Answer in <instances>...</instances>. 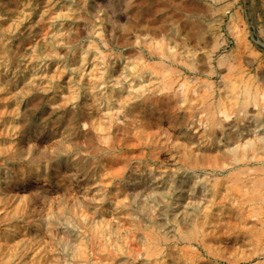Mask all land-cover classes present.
I'll use <instances>...</instances> for the list:
<instances>
[{
    "label": "rangeland",
    "instance_id": "rangeland-1",
    "mask_svg": "<svg viewBox=\"0 0 264 264\" xmlns=\"http://www.w3.org/2000/svg\"><path fill=\"white\" fill-rule=\"evenodd\" d=\"M23 1L0 0V264H264V0Z\"/></svg>",
    "mask_w": 264,
    "mask_h": 264
},
{
    "label": "bare ground",
    "instance_id": "bare-ground-1",
    "mask_svg": "<svg viewBox=\"0 0 264 264\" xmlns=\"http://www.w3.org/2000/svg\"><path fill=\"white\" fill-rule=\"evenodd\" d=\"M21 1L24 2L23 0H21ZM43 2H44V1H43ZM45 3H47V2L45 1ZM50 3H51V2H50ZM53 3H54V0H53ZM43 4H44V3H43ZM51 4H52V3H51ZM19 5H20V4H19ZM21 5H23V4H21ZM55 5H56V4H55ZM44 6H45V5H44ZM57 6H58V5H57ZM23 7H24V6H23ZM26 7H27V6H26ZM18 8H20V6H19ZM44 8H45V7H44ZM20 9H23V8H20ZM45 9H46V8H45ZM45 9H44V11L47 12V10H45ZM48 9H50V8L48 7ZM25 10H27V9H25ZM38 10H39V9H38ZM40 10H41V9H40ZM42 10H43V8H42ZM53 10H55V9H53ZM36 12H37V11H36ZM55 12H56V11H55ZM38 13H39V12H38ZM36 14H37V13H36ZM41 14H42V13H41ZM45 14H46V13H45ZM45 14H44V15H45ZM37 15H38V14H37ZM39 15H40V14H39ZM44 15H43V16H44ZM59 16H60V15H59ZM66 16H67V15H66ZM66 16H65V17H66ZM67 17H68V16H67ZM11 18H12V17H11ZM40 18H41V17H40ZM12 19H13V18H12ZM52 19H53V18H52ZM63 19H64V18H63ZM13 20H14V19H13ZM53 23H54V22H53ZM60 23H61V25H62V22H60ZM52 26H53V25H52ZM0 27H1V26H0ZM54 27H55V25H54ZM61 27H62V26H61ZM56 29H57V28H56ZM59 29H60V28H59ZM59 29H57V30L59 31ZM61 29H62V28H61ZM52 30H53V28H52ZM56 32H57V31H56ZM171 32H172V30H171ZM174 32H175V31H174ZM174 32H172V34H173ZM170 34H171V33H170ZM2 36H3V35H2ZM177 36H178V35H177ZM4 37H6V36H4ZM167 37H168V36H167ZM170 37H171V36H170ZM165 38H166V37H165ZM48 39H49V38H48ZM147 39H148V38H147ZM0 40H1V39H0ZM155 40H156V39H155ZM168 40H169V37H168ZM146 41H147V40H146ZM179 41H180V40H179ZM181 41L183 42V40H181ZM41 42H44V41H41ZM156 42H157V41H156ZM164 42H165V39H164ZM168 42H169V44H171L170 41H168ZM171 42H172V41H171ZM176 42H177V41H176ZM182 42H181V43H182ZM45 43H46V45H47L48 42L46 41ZM140 43H141V41H140ZM143 43H144V42H143ZM178 43H180V42H178ZM185 43H186V41H185ZM156 44H157V43H156ZM32 45H34V44H32ZM42 45H43V44H42ZM154 45H155V44H154ZM164 45H165V44H164ZM179 45H180V44H179ZM179 45H178V46H179ZM39 46H40V45H39ZM159 46H160V45H159ZM169 46H170V45H169ZM185 46H186V45H185ZM146 47H147V46H146ZM179 47H180V46H179ZM2 48H3V47H2ZM144 48H145V47H144ZM148 48H149V47H148ZM150 48H151V47H150ZM150 48H149V49H150ZM171 48H172V47H171ZM186 48H187V47H186ZM186 48H185V49H186ZM34 49H35V48H34ZM152 49H153V45H152ZM167 49H168V48H167ZM172 49H173V48H172ZM192 49H193V48H192ZM27 50H29V49H27ZM31 50H32V48H31ZM146 50H147V49H146ZM154 50H155V49H154ZM165 50H166V49H165ZM168 50H170V49H168ZM173 50H174V49H173ZM175 50H176V49H175ZM180 50H181V48H180ZM187 50H188V49H186V51H187ZM193 50H194V49H193ZM195 50H196V49H195ZM195 50H194V51H195ZM32 51H33V50H32ZM32 51H31V52H32ZM151 51H152V50H151ZM158 51H160V50H158ZM162 51H163V50H162ZM0 52H1V51H0ZM29 52H30V51H29ZM142 52H143V51H142ZM144 52H145V51H144ZM94 53H95V52H94ZM138 53H139V52H138ZM150 53H151V52H150ZM157 53H158V52H157ZM172 53H174V51H173ZM189 53H190V52H189ZM195 53H196V52H195ZM24 54H25V53H24ZM87 54H88V53H87ZM87 54H85V55H87ZM89 54H90V52H89ZM136 54H137V53H136ZM159 54H160V52H159ZM192 54H193V53H192ZM192 54H191V55H192ZM28 55H29V54H28ZM30 55H31V54H30ZM137 55H138V54H137ZM147 55H148V54H147ZM183 55H185V54H183ZM183 55H182V56H183ZM189 55H190V54H189ZM189 55H188V56H189ZM135 56H136V55H135ZM135 56H134V57H135ZM153 56H154V55H153ZM165 56H166V53H165ZM169 56H170V55H169ZM169 56L167 55V57H169ZM179 56H180V55H179ZM193 56H194V54H193ZM196 56H197V55H196ZM196 56H195V57H196ZM206 56H207V55H206ZM211 56H212V55H211ZM211 56H209V57L211 58ZM75 57H76V56H75ZM140 57H141V56H140ZM195 57H193V60H194ZM31 58H32V57H31ZM81 58H82V57H81ZM83 58H84V57H83ZM83 58H82V59H83ZM136 58H137V57H136ZM142 58H143V57H142ZM191 58H192V56H191ZM204 58H207V59H208V56H207V57H204ZM210 58H209V59H210ZM212 58H214V56H213ZM74 59H75V58H74ZM74 59H73V61L76 60V59H75V60H74ZM128 59H129V58H128ZM166 59H167V58H166ZM173 59H174V58H173ZM181 59H182V58H181ZM183 59H185V58H183ZM183 59H182V60H183ZM84 60H85V59H84ZM141 60H142V59H140V61H141ZM146 60H148V59H146ZM149 60H150V59H149ZM149 60H148V62H149ZM169 60H170V59H169ZM36 61H37V60H36ZM71 61H72V60H71ZM79 61L82 62V60H79V58H78V64H79ZM86 61H87V60H86ZM86 61H85V62H86ZM124 61H126V60H124ZM136 61H137V60H136ZM150 61H151V60H150ZM153 61H154V60H153ZM153 61H152V63H155V62H156V61H155V62H153ZM161 61H163V59H162ZM167 61H168V60H167ZM172 61H174V60H172ZM184 61H185V60H184ZM186 61H187V60H186ZM186 61H185V63H186ZM212 61H213V60H212ZM28 62H29V61H28ZM85 62H82V63H85ZM132 62H133V61H132ZM137 62H138V61H137ZM144 62L146 63L145 60H144ZM213 62H215V61H213ZM74 63L76 64V61H75ZM134 63H136V62H134ZM145 63H144V64H145ZM156 63H157V65H158L160 62H159V63L156 62ZM162 63H163V62H162ZM164 63H165V62H164ZM164 63H163V64H164ZM171 63H172V62H171ZM171 63H170V65H172ZM175 63H176V62H175ZM205 63H206V62H205ZM223 63H224V62H223ZM31 64H32V63H31ZM55 64H57V63H55ZM55 64H54V65H55ZM72 64H73V63H72ZM126 64H127V63H126ZM138 64H139V63H138ZM163 64H161V65H163ZM183 64H184V63H183ZM213 64H214V63H213ZM29 65H30V64H29ZM76 65H77V64H76ZM82 65H83V64H82ZM86 65H87V64H86ZM161 65H159V66H161ZM165 65H166V64H165ZM184 65H185V64H184ZM211 65H212V64H211ZM225 65H226V64H225ZM229 65H230V64H229ZM36 66H37V64H36ZM55 66H57V65H55ZM60 66H61V65H60ZM64 66H65V65H64ZM69 66H70V65H69ZM83 66H84V65H83ZM155 66H156V65H155ZM175 66H176V65H175ZM187 66H190V65H187ZM222 66H223V65H222ZM61 67H62V66H61ZM76 67H78V66H76ZM81 67H82V66H81ZM84 67H85V66H84ZM105 67H106V66H105ZM123 67H124V66H123ZM137 67H138V66H137ZM137 67H136V68H137ZM151 67H152V66H151ZM172 67H173V66H172ZM176 67H177V66H176ZM181 67H182V66H181ZM207 67H208V66H207ZM212 67H213V66H212ZM220 67H221V66H220ZM23 68H24V67H23ZM25 68H27V67H25ZM107 68H108V67H107ZM148 68H149V67H148ZM148 68H147V69H148ZM157 68H158V66H157ZM160 68H162V67H160ZM160 68H158V69H160ZM163 68H167V67H165V66L163 65ZM170 68H171V66H170ZM174 68H175V67H174ZM185 68H186V67H185ZM205 68H206V67H205ZM226 68H227V67H226ZM232 68H233V66H232ZM236 68H237V67H236ZM52 69H53V68H52ZM60 69H61V68H60ZM73 69H74V68H73ZM103 69H104V68H103ZM109 69L111 70V68H109ZM124 69H126V68L124 67ZM129 69H130V67H129ZM134 69H135V67H134ZM143 69H145V68H143ZM150 69H151V68H150ZM153 69H154V68H153ZM155 69H156V68H155ZM168 69H169V68H168ZM168 69H167V70H168ZM178 69H179V67H178ZM178 69H177V70H178ZM183 69H184V68H183ZM207 69H209V68H207ZM3 70H4V69H3ZM3 70H1V71H3ZM75 70H76V69H75ZM79 70H80V68H79ZM138 70H139V68H137V72H138ZM179 70H180V69H179ZM193 70H194V69H193ZM228 70H230V69H228ZM228 70H224V71H226V74H227V71H228ZM242 70H243V69H242ZM24 71H25V70H24ZM32 71H34V70H32ZM80 71H81V70H80ZM80 71H79V72H80ZM85 71H86V70H85ZM120 71H121V70H120ZM120 71H119V72H120ZM128 71H129V70H128ZM140 71H141V70H140ZM162 71H163V70H162ZM170 71H171V70H170ZM206 71H207V70H206ZM215 71H216V70H215ZM3 72H4V71H3ZM7 72H8V71H7ZM35 72H36V71H35ZM52 72H53V71H52ZM57 72H58V71H57ZM59 72H60V71H59ZM61 72H63V71L61 70ZM104 72H105V70H104ZM111 72H112V71H111ZM114 72H115V71H114ZM123 72H125V71H122V73H123ZM153 72H157V71H153ZM163 72H164V71H163ZM173 72H174V69H173ZM200 72H202V71H200ZM218 72H219V71H218ZM229 72H230V71H229ZM233 72H235V70H234ZM13 73H14V72H13ZM15 73H16V72H15ZM32 73H33V72H32ZM84 73H85V72H84ZM105 73H106V72H105ZM108 73H109V72H108ZM128 73H129V72H128ZM128 73H126V74H128ZM165 73H167V72H165ZM177 73H178V71H177ZM187 73H188V72H187ZM203 73H204V72H203ZM213 73H214V72H213ZM213 73H212V74H213ZM221 73H222V72H221ZM2 74H3V73H2ZM2 74H1V75H2ZM5 74H6V73H5ZM24 74H25V73H24ZM34 74H35V73H34ZM36 74H38V73H36ZM53 74H55V72H54ZM70 74H71V73H70ZM103 74H104V73H103ZM106 74H107V73H106ZM134 74H135V73H134ZM137 74H138V73H137ZM145 74H146V73H145ZM167 74H169V73H167ZM174 74H175V73H174ZM174 74H173V76H174ZM183 74H184V73H183ZM198 74H199V73H198ZM207 74H208V73H207ZM8 75H9V74H8ZM29 75H30V71H29ZM31 75H32V74H31ZM55 75H56V74H55ZM63 75H64V74H63ZM76 75H77V74H76ZM107 75H108V74H107ZM107 75H106V76H107ZM116 75L118 76V73H116L115 76H116ZM139 75H140V74H139ZM159 75H160V74H158V77H160ZM163 75H164V74H163ZM196 75H197V74H196ZM199 75H200V74H199ZM215 75H216V74H215ZM65 76H66V74H65ZM82 76H83V75H82ZM106 76H105V77H106ZM112 76H113V75H112ZM119 76H120V75H119ZM122 76H123V75H122ZM161 76H162V73H161ZM169 76H170V75H169ZM179 76H180V73H179ZM184 76H185V75H184ZM184 76H183V77H184ZM192 76H194V72H193V75H192ZM202 76H203V74H202ZM6 77H7V76H6ZM15 77H16V76H15ZM27 77H28V76H27ZM142 77H143V79H144V76H142ZM149 77H151V74H150ZM149 77H148V78H149ZM152 77H153V76H152ZM155 77H157V75H155ZM155 77H154V78H155ZM165 77H168V76H165ZM171 77H172V76H171ZM177 77H178V75H177ZM199 77H200V76H199ZM206 77H207V75H206ZM11 78H12V77H11ZM65 78H66V77H65ZM79 78H80V77H79ZM81 78H82V77H81ZM110 78H111V75H110ZM127 78H128V77H127ZM168 78H169V77H168ZM174 78H175V77H174ZM200 78H201V77H200ZM203 78H204V77H203ZM203 78H201V79H203ZM2 79H4V78H2ZM5 79H6V78H5ZM5 79H4V80H5ZM13 79H14V78H13ZM26 79H27V78H26ZM63 79H64V78H63ZM70 79H71V78H70ZM128 79H130V78H128ZM128 79H127V80H128ZM160 79H162V77H160ZM183 79L186 80V76H185V78H183ZM206 79H207V78H206ZM20 80H21V79H20ZM68 80H69V78H68ZM111 80H112V79H111ZM134 80H135V79H134ZM138 80H139V79H138ZM141 80H142V79L140 78V81H141ZM158 80H159V79H158ZM177 80H178V79H177ZM177 80H176V81H177ZM198 80H199V79H198ZM207 80H208V79H207ZM232 80H233V79H232ZM241 80H242V79H241ZM6 81H7V80H5V82H6ZM33 81H35V80H33ZM33 81H32V82H33ZM40 81H41V80H40ZM78 81H80V80L78 79ZM166 81H167V80H166ZM168 81H169V79H168ZM173 81H174V80H173ZM202 81H204V79H203ZM223 81H224V80H223ZM35 82H36V81H35ZM43 82H44V81H43ZM43 82H41V84H42ZM80 82H81V81H80ZM135 82H136V81H135ZM161 82H163V81H161ZM177 82H178V81H177ZM181 82H182V80H181ZM188 82H191V81H188ZM188 82H187V84H188ZM199 82H201V81H199ZM199 82H197V80H196V83H197V84H198ZM207 82H208V81H207ZM237 82H239V81H237ZM66 83H67V82H66ZM66 83H65V84H66ZM91 83H92V82H91ZM136 83H137V82H136ZM159 83H160V82H159ZM165 83H166V82H165ZM172 83H173V82H172ZM174 83H175V82H174ZM196 83H195V84H196ZM212 83H213V82H212ZM7 84H8V83H7ZM104 84H105V83H104ZM138 84H139V83H138ZM140 84H141V82H140ZM140 84H139V85H140ZM185 84H186V83H185ZM195 84H194V85H195ZM213 84H214V83H213ZM225 84H226V83H225ZM228 84H230V83H228ZM5 85H6V83H5ZM11 85L13 86V82H12ZM35 85H37V84H35ZM84 85H85V84H84ZM122 85H123V84H122ZM188 85H189V84H188ZM190 85H191V84H190ZM190 85H189V86H190ZM194 85H192V86H194ZM7 86H8V85H7ZM22 86L25 87L24 85H22ZM28 86H29V85H28ZM30 86H31V85H30ZM41 86H42V85H41ZM55 86H56V85H55ZM66 86H67V85H66ZM86 86H87V85H86ZM109 86H110V85H109ZM163 86H164V85H163ZM163 86H162V87H163ZM165 86H167V84H166ZM177 86H178V85H177ZM189 86H188V87H189ZM192 86H191V87H192ZM207 86H208V85H207ZM210 86H211V85H210ZM213 86H214V85H213ZM228 86H231V85H228ZM239 86H240V84H239ZM9 87H10V86H9ZM32 87H35V86L33 85ZM56 87H57V86H56ZM59 87H60V86H59ZM104 87H106V86H104ZM195 87H196V85H195ZM202 87H203V86H202ZM236 87H237V86H236ZM10 88H11V87H10ZM13 88L15 89L14 86H13ZM17 88H18V87H17ZM93 88H94V87H92V88H90V89H93ZM109 88H110V87H109ZM182 88H183V87H182ZM186 88H187V87H186ZM231 88H232V86H231ZM240 88H241V87H240ZM243 88H244V87H243ZM251 88H252V87H251ZM251 88H250V89H251ZM50 89H51V88H50ZM59 89H60V88H59ZM67 89H68V88H67ZM106 89H107V88H105V90H106ZM161 89H162V88H161ZM168 89H169V88H168ZM201 89H202V88H201ZM201 89H198V90H201ZM215 89H216V88H215ZM245 89H246V88H245ZM10 90H11V89H10ZM29 90H30V89H29ZM82 90H83V89H82ZM94 90H95V89H94ZM108 90H109V89H108ZM108 90H107V91H108ZM113 90H114V89H113ZM162 90H163V89H162ZM172 90H173V86H172ZM186 90L188 91V89H186ZM194 90H195V89H194ZM246 90H247V89H246ZM246 90H244V91H246ZM64 91H65V90H64ZM80 91H81V90H80ZM83 91H84V90H83ZM150 91H151V90H150ZM196 91H197V90H196ZM236 91H237V90H236ZM240 91H241V90H240ZM21 92H22V91H21ZM52 92H53V91H52ZM54 92H55V91H54ZM66 92H67V91H66ZM93 92H94V91H93ZM117 92H118V91H117ZM125 92H126V91H125ZM173 92H174V90H173ZM199 92H200V91H199ZM213 92H214V90H213ZM219 92H220V91H219ZM238 92H239V90H238ZM242 92H243V91H242ZM10 93H12V92H10ZM17 93H19V92H17ZM17 93H16L15 95H17ZM55 93H56V92H55ZM60 93H61V92H60ZM75 93H76V92H75ZM84 93H85V92H84ZM122 93H123V92H122ZM126 93H128V92H126ZM201 93H202V92H201ZM243 93H244V92H243ZM245 93H247V92H245ZM249 93H250V92H249ZM252 93H253V92H252ZM29 94H30V93H29ZM47 94H48V93H47ZM64 94H65V93H64ZM76 94H78V93H76ZM76 94H74V95H76ZM111 94H112V93H111ZM113 94H114V93H113ZM123 94H124V93H123ZM217 94H218V93H217ZM217 94H216V95H217ZM235 94H236V93H234V95H235ZM239 94H240V93H239ZM2 95H3V94H2ZM4 95H5V94H4ZM82 95H83V94H82ZM125 95H126V94H125ZM127 95H128V94H127ZM141 95H142V94H141ZM149 95H150V94H149ZM170 95H171V94H170ZM179 95H180V93H179ZM186 95H187V93H186ZM198 95H199V94L197 93V96H198ZM209 95H212V97H214V93L209 94ZM242 95H243V94H242ZM250 95H251V94H250ZM12 96H13V95H12ZM42 96H43V95H42ZM57 96H58V95H57ZM105 96H106V95H105ZM190 96H191V94H190ZM199 96H200V95H199ZM203 96H204V95H203ZM19 97H20V96H19ZM58 97H59V96H58ZM58 97H57V98H58ZM82 97H83V96H82ZM82 97H81V98H82ZM117 97H118V96H117ZM139 97H140V96H139ZM145 97H146V96H145ZM236 97H237V96H236ZM240 97H241V96H240ZM23 98H24V97H23ZM65 98H66V97H65ZM84 98H85V97H84ZM86 98H88L87 95H86ZM184 98H185V97H184ZM245 98H246V97H245ZM245 98H244V99H245ZM252 98H253V97H252ZM15 99H16V98H14V100H15ZM25 99H26V98H25ZM48 99H49V98H48ZM74 99H75V98H74ZM76 99H77V97H76ZM101 99H102V98H101ZM187 99H188V97H187ZM212 99H213V98H212ZM218 99H219V98H218ZM228 99H229V98H228ZM236 99H238V98H236ZM244 99H243V100H244ZM19 100H20V99H19ZM22 100H23V99H22ZM46 100H47V98H46ZM57 100H58V99H57ZM80 100H81V99H80ZM82 100H83V99H82ZM90 100H91V99H90ZM207 100H208V98H207ZM209 100H210V99H209ZM240 100H241V102L243 103V100H242V99H240ZM246 100H247V99H246ZM15 101H17V100H15ZM23 101H24V100H23ZM85 101H87V100L85 99ZM99 101H101V100H99ZM217 101H218V100H217ZM247 101H248V100H247ZM17 102H18V101H17ZM55 102H56V101H55ZM82 102H84V101H82ZM127 102H128V101H127ZM203 102H204V101H203ZM215 102H216V101H215ZM241 102H240V103H241ZM4 103H5V102H4ZM10 103H11V102H10ZM49 103H50V101H49ZM52 103H53V102H52ZM80 103H81V102H80ZM84 103H85V102H84ZM146 103L149 104V102H146ZM171 103H172V102H171ZM206 103H208V102H206ZM244 103H245V100H244ZM244 103H243V104H244ZM5 104H6V103H5ZM5 104H4V105H5ZM19 104H20V103L18 102V105H19ZM45 104H46V103H45ZM45 104H44V105H45ZM74 104H75V103H74ZM89 104H90V102H89ZM190 104H192V103H190ZM203 104H204V103H203ZM215 104L218 105L217 103H215ZM46 105H47V104H46ZM60 105H61V104H60ZM84 105H85V104H84ZM86 105H87V104H86ZM95 105H96V102H95L94 106H95ZM180 105H181V104H180ZM204 105H205V104H204ZM204 105H203V106H204ZM229 105H230V104H229ZM229 105H228V106H229ZM247 105H248V104H247ZM247 105H246V106H247ZM75 106H76V105H75ZM82 106H83V104H82ZM96 106H97V105H96ZM205 106H206V105H205ZM214 106H215V105H214ZM224 106H225V105H224ZM239 106H240V105H239ZM246 106H244V107H246ZM11 107H12V106H11ZM24 107H25V106H24ZM66 107H67V106H66ZM190 107H191V105H190ZM201 107H202V105H201ZM201 107H200V108H201ZM210 107H211V106H210ZM218 107H219V106H218ZM244 107H243V109H244ZM0 108H1V107H0ZM50 108H51V106H50ZM53 108H54V107H53ZM101 108H102V107H101ZM110 108H111V107H110ZM193 108H194V107H193ZM224 108H225V107H224ZM56 109H57V108H56ZM74 109H75V108H74ZM93 109H94V108H93ZM98 109H99V108H98ZM179 109H180V108H179ZM184 109H185V108H184ZM209 109H210V108H209ZM211 109H212V108H211ZM217 109H219V108H217ZM221 109H222V108H221ZM229 109H230V108H229ZM24 110H25V109H24ZM50 110H51V109H50ZM59 110H60V109H59ZM62 110H63V109H62ZM78 110H79V109H78ZM84 110H85V108H84ZM140 110H141V109H140ZM201 110H202V109H201ZM207 110H208V109H207ZM207 110H206V111H207ZM44 111H45V110H44ZM48 111H49V110H48ZM54 111H55V110H54ZM141 111H142V110H141ZM196 111H197V110H196ZM204 111H205V110H204ZM212 111H213V110H212ZM242 111H243V110H242ZM247 111H248V110H247ZM259 111H260V110H259ZM36 112H37V111H36ZM45 112H46V111H45ZM49 112H50V111H49ZM56 112H57V111H56ZM83 112H84V111H83ZM98 112H99V111H98ZM166 112H167V111H166ZM191 112H192V111H191ZM209 112H210V111H209ZM21 113H22V112H21ZM47 113H48V112H47ZM94 113H95V112H94ZM96 113H97V111H96ZM154 113H155V112H154ZM154 113H153V114H154ZM192 113H193V112H192ZM202 113H203V112H202ZM31 114H32V113H31ZM155 114H156V113H155ZM155 114H154V115H155ZM219 114H220V113H219ZM27 115H28V114H27ZM36 115H38V114H36ZM84 115H86V114H84ZM96 115H97V114H96ZM98 115H99V113H98ZM98 115H97V116H98ZM214 115H215V114H214ZM260 115H261V114H260ZM99 116H100V115H99ZM144 116H145V115H144ZM212 116H213V115H212ZM79 117H80V116H79ZM90 117H91V116H90ZM155 117H156V116H155ZM193 117H194V116H193ZM13 118H14V117H13ZM26 118H27V117H26ZM36 118H37V117H36ZM43 118H44V117H43ZM152 118H153V117H152ZM220 119H221V118H220ZM220 119L218 120V119H217V116H213V117H212V119H211V123H212V125H211V127H210V129H211L212 131H214V129L216 128V127H215L216 124H220V128H222V126H223V122H222V120H220ZM14 120H17V119H14ZM28 120H29V119H28ZM36 120H38V119H36ZM68 120H69V119H68ZM89 120H90V119H89ZM142 120H143V119H142ZM156 120H158V119L156 118L155 121H156ZM1 121H2V120H0V122H1ZM8 121H9V120H8ZM24 121H26V119H25ZM32 121H33V119H32ZM34 121H35V120H34ZM45 121H46V120H45ZM47 121H48V120H47ZM59 121H60V120H58V122H59ZM21 122H22V121H21ZM28 122H29V121H28ZM30 122H31V121H30ZM40 122H41V121H40ZM40 122H39V123H40ZM58 122H57V123H58ZM165 122H166V121H165ZM169 122H170V120H169ZM207 122H208V121H207ZM258 122H259V121H258ZM4 123H5V122H4ZM34 123H35V122H34ZM52 123H54V122H52ZM59 123H60V122H59ZM59 123H58V124H59ZM67 123H68V122H67ZM159 123H160V122H159ZM15 124H16V123H15ZM27 124H28V123H27ZM29 124H30V123H29ZM36 124H38V123H36ZM146 124H147V123H146ZM146 124H145V125H146ZM163 124H164V122H163ZM226 124H227V123H226ZM32 125H33V124H32ZM41 125H42V124H41ZM45 125H46V124H45ZM50 125H51V124H50ZM54 125H56V124H54ZM61 125H62V123H60V126H61ZM69 125H70V124H69ZM73 125H74V123H73ZM134 125H135V124H134ZM156 125H157V123H156ZM166 125H167V124H166ZM166 125H165V126H166ZM24 126H26V125L24 124ZM36 126H37V125H36ZM39 126H40V125H39ZM62 126H63V125H62ZM143 126H144V125H143ZM143 126H141V127L144 129ZM161 126H162V124H161ZM171 126H172V125H171ZM52 127H53V126H52ZM58 127H59V126H58ZM63 127H64V126H63ZM166 127H168V126H166ZM31 128H32V127H31ZM36 128H37V127H36ZM50 128H51V127H50ZM53 128H54V127H53ZM56 128H57V127H56ZM66 128H69V127H66ZM115 128H116V127H115ZM115 128H114V129H115ZM149 128H150V127H149ZM172 128H173V126H172ZM13 129H14V128H13ZM26 129H27V128H26ZM32 129H33V128H32ZM40 129H41V128H40ZM40 129H37V130L39 131ZM110 129H111V128H110ZM150 129H152V128H150ZM218 129H219V128H218ZM24 130H25V129H24ZM27 130H28V129H27ZM34 130H35V129H34ZM57 130H58V128H57L56 130H54V131L58 132ZM63 130H64V128H63ZM119 130H120V129H119ZM131 130H132V129H131ZM175 130H176V129H174V133H175ZM40 131L42 132V130H40ZM40 131H39V132H40ZM176 131H177V130H176ZM178 131H179V130H178ZM35 132H36V131H35ZM41 132H40V134H41ZM59 132H60V131H59ZM64 132H65V130H64ZM66 132H68V131H66ZM74 132H75V131H74ZM172 132H173V131H172ZM36 133H37V132H36ZM53 133H54V132H53ZM70 133H71V132H70ZM161 133H162V132H161ZM29 134H30V132H29ZM32 134H33V133H32ZM51 134H52V130H51ZM54 134H55V136H56V133H54ZM68 134H69V133H68ZM110 134H111V133H110ZM176 134H177V133H176ZM217 134H218V133H217ZM34 135H35V133H34ZM38 135H39V134H38ZM58 135H59V134H58ZM135 135H136V134H135ZM215 135H216V134H215ZM62 136H63V135H62ZM70 136H71V135H70ZM140 136H142V135L140 134ZM179 136H180V135H179ZM187 136H188V135H187ZM216 136H217V135H216ZM29 137H30V139H31V136H30V135H29ZM48 137H49V136H48ZM119 137H120V136H119ZM134 137H135V136H134ZM137 137H138V136H137ZM183 137H184V135H183ZM12 138H13V137H12ZM24 138H25V136H24ZM135 138H136V137H135ZM169 138H170V137H169ZM169 138H168V139H169ZM25 139H26V138H25ZM28 139H29V138H28ZM66 139H67V138H66ZM69 139H70V138H69ZM69 139H68V140H69ZM131 139H132V138H131ZM179 139H180V138H179ZM182 139H183V138H181V141H182ZM185 139H186V138H185ZM26 140H27V139H26ZM43 140H44V139H43ZM156 140H157V139H156ZM22 141H23V140H22ZM28 141H29V140H28ZM35 141H36V140H35ZM37 141H38V140H37ZM44 141H45V140H44ZM69 141H70V140H69ZM183 141H184V140H183ZM29 142H30V141H29ZM29 142H28V143H29ZM70 142H71V141H70ZM215 143H217V142H215ZM26 144H27V143H26ZM26 144H25V145H26ZM43 144H44V143H43ZM72 144H73V143H72ZM212 144H213V143H212ZM94 145H95V144H94ZM166 145H167V144H166ZM219 145H220V144H219ZM112 146H113V145H112ZM84 147H85V146H84ZM99 147H100V146H99ZM101 147H102V146H101ZM41 148H42V147H41ZM79 148H80V147H79ZM88 148H89V147H88ZM92 148H93V147H92ZM83 149H84V148H83ZM122 149H123V147H122ZM125 149H126V148H125ZM132 149H133V148H132ZM132 149H131V150H132ZM177 149H178V148H177ZM191 149H192V148H191ZM84 150H85V149H84ZM87 150H88V149H87ZM134 150H137V148H135ZM25 151H26V150H25ZM132 151H133V150H132ZM163 151H164V150H163ZM87 152H88V151H87ZM126 152H127V151H126ZM134 152H135V151H134ZM136 152H137V151H136ZM164 153H165V151H164ZM173 153H174V152H173ZM215 153H216V152H215ZM40 154H41V153H40ZM143 154H144V153H143ZM171 154H172V153H171ZM42 155H43V154H42ZM99 155H100V154H99ZM163 155H164V154H163ZM168 155H169V154H168ZM208 155H209V154H208ZM5 156H6V155H5ZM240 156H241V155H240ZM33 157H34V156H33ZM35 157H36V156H35ZM41 157H42V156H41ZM47 157H48V156H47ZM108 157H109V156H108ZM170 157H171V156H170ZM234 157H236V156H234ZM1 158H2V157H1ZM39 158H40V156H39ZM160 158H161V157H160ZM165 158H166V157H165ZM177 158H178V157H177ZM238 158H239V157H238ZM251 158L254 159V160H257V161H259V160L261 159V157H259V156L257 155V153H255V152L252 154ZM171 159H172V158H171ZM173 159H174V157H173ZM239 159H240V158H239ZM120 160H121V159H120ZM166 160H168V157H167ZM250 161H251V160H250ZM15 162H16V161H15ZM41 162H42V161H41ZM55 162H56V161H55ZM55 162H54V163H55ZM58 162H59V161H58ZM58 162H57V163H58ZM63 162H64V161H63ZM63 162H62V163H63ZM107 162H109V161H107ZM118 162H119V161H118ZM118 162H117V163H118ZM120 162H121V161H120ZM120 162H119V164H120ZM157 162H159V161H157ZM248 162H249V161H248ZM20 163H21V162H20ZM43 163H44V162H43ZM54 163H53V164H54ZM60 163H61V162H60ZM121 163H122V162H121ZM150 163H151V162H150ZM161 163H162V162H161ZM167 163H168V162H167ZM252 163H253V162H252ZM258 163H259V162H258ZM258 163H257V164H258ZM46 164H47V163H46ZM63 164H64V163H63ZM69 164H70V163H69ZM111 164L113 165V163H111ZM147 164H148V163H147ZM6 165H7V164H6ZM8 165H9V164H8ZM8 165H7V166H8ZM23 165H24V163H23ZM55 165H56V164H55ZM55 165H54V166H55ZM57 165H58V164H57ZM66 165H67V163H66ZM75 165H76V164H75ZM122 165H123V163H122ZM174 165H175V164H174ZM174 165H173V166H174ZM247 165H248V164H247ZM250 165H251V164H250ZM258 165H260V164H258ZM39 166H40V165H39ZM41 166H42V165H41ZM41 166H40V167H41ZM71 166H73V165H71ZM148 166H149V165H148ZM162 166H164V165H162ZM243 166H244V165H243ZM56 167H57V166H56ZM73 167H74V166H73ZM77 167H78V166H77ZM151 167H152V166H151ZM226 167H227V166H226ZM46 168H47V167H46ZM69 168H70V167H69ZM71 168H72V167H71ZM71 168H70V169H71ZM148 168H149V167H148ZM228 168H230V166H229ZM233 168H234V167H233ZM255 168H256V167H255ZM262 168H263V167H262ZM41 169H42V167H41ZM61 169H62V168H61ZM61 169H60V170H61ZM74 169H75V168H74ZM76 169H77V168H76ZM79 169H80V167H79ZM223 169H225V168H222V170H223ZM226 169H227V168H226ZM238 169H239V168H238ZM251 169H253V168H251ZM258 169H259V168H258ZM22 170H23V169H22ZM53 170H55V169H53ZM71 170H72V169H71ZM126 170H128V169H126ZM195 170H196V169H195ZM18 171H19V170H18ZM55 171H56V170H55ZM65 171H66V170H65ZM72 171H74V170H72ZM220 171H221V170H220ZM220 171H219V172H220ZM74 172H75V171H74ZM77 172H78V171H77ZM79 172H80V171H79ZM153 172H154V171H153ZM188 172H189V171H188ZM216 172H217V171H216ZM222 172H223V171H222ZM3 173H4V172H3ZM15 173H16V172H15ZM39 173H40V172H39ZM39 173H38V174H39ZM45 173H46V172H45ZM128 173H129V172H128ZM143 173L146 174V172H145L144 170H143ZM201 173H202V172H201ZM204 173H205V172H204ZM214 173H215V172H214ZM220 173H221V172H220ZM240 173H241V172H240ZM250 173H251V172H250ZM81 174H82V173H81ZM84 174H85V173H84ZM176 174H177V173H176ZM212 174H213V173H212ZM215 174H216V173H215ZM236 174H237V173H236ZM254 174H255V173H254ZM256 174H257V173H256ZM258 174H260V173H258ZM92 175H93V173H92ZM132 175H134V174H132ZM132 175H131V176H132ZM141 175H142V174H141ZM221 175H222V174H221ZM197 176H198V175H197ZM211 176H212V178H213L215 175H214V176L211 175ZM211 176H210V177H211ZM223 176H225V175H223ZM0 177H1V176H0ZM45 177H46V176H45ZM45 177H44V178H45ZM98 177H99V176H98ZM125 177L128 178L129 176H128V177L125 176ZM134 177H135V176H134ZM162 177H163V176H162ZM167 177H168V176H167ZM174 177H175V176H174ZM217 177H218V176H217ZM221 177H222V176H221ZM226 177H227V176H226ZM228 177H229V176H228ZM48 178H49V177H48ZM180 178H181V177H180ZM214 178H215V177H214ZM230 178H231V177H230ZM250 178H252V177L250 176ZM129 179H130V178H129ZM146 179H147V178H146ZM158 179H159V178H158ZM167 179H168V178H167ZM181 179H182V178H181ZM219 179H220V178H219ZM254 179H255V178H254ZM36 180H37V179H36ZM36 180H35V181H36ZM66 180H67V183H68V186H69V187H74V185H76V184H74V183H79V182H77V175H76V173L70 172V170H69V173H68L67 176H66ZM116 180H117V179H116ZM130 180H131V179H130ZM212 180H214V179H212ZM212 180H211V181H212ZM234 180H235V179H234ZM242 180H243V179H242ZM249 180H250V179H249ZM39 181H41V180L39 179ZM131 181H132V180H131ZM140 181H141V180H140ZM148 181H149V179H148ZM148 181H147L146 183H148ZM191 181H192V180H191ZM133 182H135V181H133ZM137 182H138V181H137ZM208 182H209V180H208ZM37 183H39V182L37 181ZM141 183H142V182H141ZM175 183H176V182H175ZM185 183H186V182H185ZM238 183H239V182H238ZM244 183H245V181L243 182V185H244ZM251 183H252V180H251ZM254 183H255V182H254ZM258 183H261V182H258ZM46 184H47V182L43 179L42 186H45ZM48 184H49V183H48ZM84 184H85V183H84ZM87 184H88V183H87ZM263 184H264V182H263ZM263 184H262V185H263ZM28 185H30V184H28ZM125 185H126V184H125ZM132 185H133V183H132ZM135 185H137V184L135 183ZM138 185H140V184H138ZM138 185H137V186H138ZM142 185L144 186V184H142ZM182 185H183V184H182ZM182 185H181V186H182ZM187 185H188V183H187ZM196 185H197V184H196ZM196 185H195V186H196ZM245 185H247V184H245ZM258 185H259V184H258ZM260 185H261V184H260ZM262 185H261V186H262ZM7 186H9V185H7ZM76 186H77V185H76ZM95 186H96V185H95ZM127 186H128V185H127ZM133 186H134V185H133ZM181 186H179V187H181ZM183 186H184V185H183ZM185 186H186V185H185ZM197 186H198V185H197ZM209 186H210V185H209ZM230 186H231V185H230ZM247 186H248V185H247ZM252 186H253V185H252ZM10 187H11V186H10ZM77 187H78V186H77ZM79 187H81V185H80ZM125 187H126V186H125ZM139 187H141V185H140ZM173 187H175V186H173ZM207 187H208V186H207ZM214 187H215V186H214ZM233 187H234V186H233ZM242 187H243V186H242ZM253 187H254V186H253ZM8 188H9V187H7V189H8ZM15 188H16V187H15ZM74 188H75V187H74ZM81 188H82V187H81ZM83 188H84V187H83ZM83 188H82V190H83ZM135 188H136V187H135ZM146 188H147V187H146ZM199 188H200V187H199ZM202 188H203V187H202ZM212 188H213V187H212ZM212 188H211V189H212ZM244 188H246V186H245ZM247 188H248V187H247ZM262 188H263V187H262ZM11 189H12V188H11ZM13 189H14V187H13ZM13 189H12L11 191H13ZM30 189H31V188H30ZM78 189H79V188H78ZM90 189H91V187H90ZM90 189H89V191H90ZM93 189H94V188H93ZM118 189H119V188H118ZM140 189H142V187H141ZM197 189H198V187H197ZM248 189H249V188H248ZM252 189H253V188H252ZM252 189H251V190H252ZM2 190H3V189H2ZM129 190H130V189H129ZM199 190H200V189H199ZM204 190H205V189H204ZM214 190H215V189H214ZM214 190H213V191H214ZM251 190H250V192H251ZM255 190H256V189H255ZM255 190H254V191H255ZM4 191H6V189H5ZM59 191H60V190H59ZM75 191H76V193H78V192H77L78 190L75 189ZM119 191H120V190H119ZM125 191H126V190H125ZM177 191H178V190H177ZM234 191H235V190H234ZM240 191H242V190H240ZM244 191H245V189H244ZM247 191H248V190H247ZM2 192H3V191H2ZM8 192H9V191H8ZM14 192H15V191H14ZM17 192H18V191H17ZM52 192H53V191H52ZM80 192H81V191H80ZM87 192H88V191H87ZM120 192H121V191H120ZM132 192H133V190H132ZM173 192H174V191H173ZM175 192H176V191H175ZM180 192H181V191H180ZM198 192H199V191H198ZM210 192H211V191H210ZM230 192H231V191H229V193H230ZM232 192H233V190H232ZM242 192H243V191H242ZM263 192H264V191H263ZM20 193H21V192H20ZM20 193L18 192V194H20ZM73 193H74V192H73ZM129 193H130V195H131V192H129ZM139 193H140V192H139ZM139 193H138V194H139ZM199 193H200V192H199ZM199 193H198V194H199ZM218 193H219V192H218ZM225 193H227V192H225ZM229 193H228V194H229ZM240 193H241V192H240ZM248 193H249V192H248ZM248 193H247V194H248ZM251 193H252V192H251ZM22 194H23V193H22ZM53 194H54V193H53ZM80 194H81V193H80ZM80 194H79V195H80ZM82 194H83V193H82ZM103 194H104V193H103ZM110 194H111V193H110ZM113 194H114V193H113ZM132 194H133V193H132ZM140 194H141V193H140ZM171 194H172V193H171ZM212 194H214V193H212ZM237 194H238V193H237ZM252 194H253V193H252ZM15 195L17 196V194H15ZM50 195H51V193H50ZM73 195H74V194H73ZM89 195H90V194H89ZM180 195H181V193H180ZM190 195H191V193H190ZM207 195H208V194H207ZM245 195H246V193H245ZM20 196H21V195H20ZM77 196H78V195H77ZM118 196H119V195H118ZM195 196H196V195H195ZM44 197H45V196H44ZM53 197H54V196H53ZM119 197H120V196H119ZM185 197H186V196H184V198H185ZM197 197H198V196H197ZM205 197H206V196H205ZM208 197H209V196H208ZM227 197H228V196H227ZM253 197H254V196H253ZM256 197H257V196H256ZM69 198H70V197H69ZM112 198H113V197H112ZM158 198H159V197H157V200H158ZM203 198H204V197H203ZM49 199H50V198H49ZM53 199H54V198H53ZM72 199H73V198H72ZM114 199H115V198H114ZM138 199H139V198H138ZM138 199H137V200H138ZM247 199H249V198H247ZM259 199H260V198H259ZM46 200H47V199H46ZM58 200H59V199H58ZM75 200H76V198H75ZM140 200H141V198H140ZM178 200H179V199H178ZM181 200H182V199H181ZM43 201H44V200H43ZM169 201H170V200H169ZM182 201H183V200H182ZM260 201H261V200H260ZM260 201H259V203H260ZM13 202H14V201H13ZM54 202H56V200H55ZM62 202H63V201H62ZM135 202H136V199H135ZM139 202H140V201H139ZM184 202H185V201H184ZM201 202H202V201H201ZM203 202H204V201H203ZM203 202H202V204H203ZM237 202H238V201H237ZM246 202H247V201H246ZM256 202H257V201H256ZM256 202H254V203H256ZM11 203H12V202H11ZM43 203H44V202H43ZM60 203H61V202H60ZM126 203H127V202H126ZM186 203H187V202H186ZM190 203H191V202H190ZM41 204H42V203H41ZM139 204H140V203H139ZM155 204H156V203H155ZM199 204H200V202H199ZM205 204H206V203H205ZM227 204H228V203H227ZM46 205H47V204H46ZM194 205H195V204H194ZM57 206H58V205H57ZM112 206H113V205H112ZM112 206H111V207H112ZM167 206H168V205H167ZM181 206H182V205H181ZM187 206H188V205H187ZM191 206H193V205H191ZM7 207H8V206H7ZM35 207H36V206H35ZM50 207H51V206H50ZM83 207H85V206H83ZM106 207H108V206H106ZM169 207H171V206H169ZM175 207H176V206H175ZM175 207H174V208H175ZM178 207H179V205H178ZM184 207H185V206H184ZM184 207H183V208H184ZM193 207H194V206H193ZM238 207H239V206H238ZM174 208H173V209H174ZM186 208H187V207H186ZM216 208H217V207H216ZM127 209L130 210L129 208H127ZM175 209H178V208H175ZM175 209H174V210H175ZM188 209H189V208H188ZM226 209H227V208H226ZM226 209H224V210H226ZM235 209H236V208H235ZM44 210H45V209H44ZM88 210H89V209H88ZM104 210H105V209H104ZM120 210H121V208H120ZM189 210H190V209H189ZM214 210H215V208H214ZM217 210H218V209H217ZM228 210H229V209H228ZM16 211H17V210H16ZM46 211H47V210H46ZM118 211H119V210H118ZM165 211H166V210H165ZM237 211H238V209H237ZM92 212H93V211H92ZM96 212H97V211H96ZM110 212H111V211H110ZM114 212H115V211H114ZM257 212H258V210H257ZM99 213H100V212H99ZM103 213H104V211H103ZM196 213H197V211H196ZM221 213H222V211H221ZM232 213H233V212H232ZM263 213H264V212H263ZM92 214H93V213H92ZM108 214H109V213H108ZM114 214H115V213H114ZM128 214H129V213H128ZM130 214H132V212H131ZM165 214H166V213H165ZM171 214H172V213H171ZM171 214H168V215L170 216ZM97 215H98V214H97ZM105 215H106V214H105ZM138 215H139V214H138ZM166 215H167V214H166ZM168 215H167V216H168ZM173 215H174V213H173ZM261 215H262V214H261ZM20 216H21V215H20ZM106 216H107V215H106ZM162 216H163V215H162ZM177 216H178V215H177ZM213 216H214V215H213ZM220 216H221V215H220ZM259 216H260V215H259ZM138 217H139V216H138ZM146 217H147V216H146ZM236 217H237V216H236ZM262 217H263V215H262ZM112 218H113V217H112ZM125 218H126V217H125ZM125 218H124V219H125ZM163 218H166V217H163ZM220 218H221V217H220ZM244 218H245V217H244ZM118 219H119V217H118ZM143 219H144V218H143ZM161 219H162V217H161ZM166 219H167V221H168V218H166ZM166 219H165V220H166ZM170 219H171V218H170ZM190 219H191V218H190ZM205 219H206V218H205ZM240 219H241V218H240ZM240 219H239V221H240ZM246 219H248V218H246ZM114 220H115V219H114ZM116 220H117V218H116ZM162 220H163V219H162ZM221 220H222V219H221ZM236 220H237V219H236ZM241 220H242V219H241ZM252 220H253V219H252ZM112 221H113V220H112ZM119 221H120V220H119ZM123 221H124V220H123ZM167 221H166V222H167ZM201 221H202V219H201ZM237 221H238V220H237ZM253 221H254V220H253ZM173 222H174V221H173ZM208 222H209V221H208ZM208 222H207V223H208ZM211 222H212V221H211ZM250 222H251V221H250ZM256 222H257V221H256ZM119 223H120V222H119ZM129 223H130V222H129ZM160 223H161V222H160ZM193 223H194V222H193ZM240 223H241V222H240ZM21 224H22V223H21ZM21 224H20V225H21ZM36 224H37V223H36ZM71 224H72V223H71ZM120 224H121V223H120ZM168 224H169V223H168ZM179 224H180V223H179ZM184 224H185V223H184ZM194 224H195V223H194ZM211 224H212V223H211ZM238 224H239V223H238ZM242 224H243V223H242ZM255 224H256V223H255ZM0 225H1V224H0ZM22 225H23V224H22ZM44 225H45V224H44ZM121 225H122V224H121ZM130 225H131V224H130ZM130 225H129V226H130ZM151 225H152V224H151ZM166 225H167V224H166ZM32 226H33V224H32ZM112 226L115 227V225H111V227H112ZM163 226H165V225H163ZM168 226H169V225H168ZM174 226H175V225H174ZM189 226H190V225H189ZM194 226H195V225H194ZM250 226H251V225H250ZM254 226H255V225H254ZM118 227H119V226H118ZM156 227H157V226H156ZM158 227H159V226H158ZM169 227H172V226H169ZM190 227H191V226H190ZM195 227H196V226H195ZM195 227H194V228H195ZM197 227H198V226H197ZM205 227H206V226H205ZM208 227H209V226H208ZM251 227H252V226H251ZM20 228H21V227H20ZM20 228L18 227V229H20ZM163 228H165V227H163ZM167 228H168V227H167ZM191 228H192V227H191ZM227 228H229V227H227ZM252 228H253V227H252ZM0 229H1V228H0ZM50 229H51V228H50ZM50 229H49V230H50ZM59 229H60V228H59ZM143 229H144V228H143ZM145 229H146V228H145ZM148 229H149V227H148ZM158 229H159V228H158ZM174 229H175V227H174ZM249 229H251V228H249ZM261 229H262V228H261ZM261 229H260V230H261ZM263 229H264V227H263ZM263 229H262V230H263ZM41 230H42V229H41ZM154 230H155V229H154ZM156 230H157V228H156ZM186 230H187V229H186ZM186 230H185V231H186ZM192 230H193V229H192ZM199 230H200V229H199ZM199 230H198V231L196 230V231L199 232ZM8 231H9V230H8ZM20 231H21V229H20ZM32 231H33V230H32ZM59 231H60V230H59ZM167 231H170V230H167ZM174 231H175V230H174ZM253 231H254V230H253ZM258 231H259V230H257V233H258ZM263 231H264V230H263ZM25 232H26V231H25ZM39 232H40V231H39ZM50 232H51V231H50ZM146 232H147V231H146ZM157 232H159V231H157ZM170 232H171V231H170ZM193 232H194V231H193ZM254 232L256 233V230H255ZM260 232H261V231H260ZM8 233H9V232H8ZM57 233H58V232H57ZM59 233H60V232H59ZM137 233H138V232H137ZM143 233H144V232H143ZM143 233H142V234H143ZM148 233H149V232H148ZM165 233H166V232H165ZM172 233H173V232H172ZM185 233H186V232H185ZM250 233H251V232H250ZM255 233H254V234H255ZM2 234H3V233H2ZM18 234H19V233H18ZM20 234H22V233L20 232ZM20 234H19V235H20ZM47 234H48V233H46V235H45L46 237H47ZM160 234H161V233H160ZM162 234H163V233H162ZM176 234H177V233H176ZM187 234H188V230H187ZM189 234H190V233H189ZM191 234H192V233H191ZM199 234H200V233H199ZM218 234H219V233H218ZM245 234H246V233H245ZM245 234H244V235H245ZM247 234H248V232H247ZM254 234H253V235H254ZM23 235H24V234H23ZM38 235H39V234H38ZM43 235H44V234H43ZM54 235H55V232H54ZM130 235H131V234H130ZM139 235H141V232H140ZM148 235L150 236V233H149ZM151 235H153V233H152ZM171 235H172V234H171ZM251 235H252V234H251ZM21 236H22V235H21ZM27 236H28V235H27ZM51 236H52V235H51ZM66 236H67V235H66ZM124 236H125V235H124ZM133 236H134V235H133ZM161 236H162V235H161ZM188 236H189V235H188ZM188 236H187V237H188ZM4 237H5V236H4ZM4 237H3V238H4ZM14 237H15V236H14ZM19 237H20V236H19ZM34 237H35V236H34ZM48 237H49V235H48ZM81 237H82V236H81ZM108 237H109V236H108ZM141 237H142V236H141ZM150 237H151V236H150ZM165 237H166V236H165ZM172 237H173V236H172ZM177 237H178V235H177ZM181 237H182V236H181ZM221 237H222V236H221ZM221 237H220V238H221ZM242 237H243V236H242ZM10 238H11V237H10ZM41 238H42V237H41ZM64 238H65V237H64ZM94 238H95V237H94ZM118 238H119V237H118ZM144 238H145V237H144ZM146 238H147V237H146ZM146 238H145V239H146ZM155 238H156V237H155ZM155 238H152V239L156 240L157 238H156V239H155ZM159 238H160V237H159ZM162 238H163V237H162ZM162 238H161V239H162ZM173 238H174V237H173ZM194 238H195V237H194ZM194 238H193V239H194ZM209 238H210V237H209ZM231 238H232V236H231ZM247 238H249V237H247ZM252 238H253V237H252ZM4 239H5V238H4ZM72 239H73V238H71V240H72ZM147 239H148V238H147ZM165 239H166V238H165ZM179 239H180V238H179ZM183 239H185V238H183ZM183 239H182V240H183ZM189 239H190V237H189ZM214 239H215V238H214ZM221 239H222V238H221ZM243 239H244V238H243ZM0 240H1V239H0ZM5 240H6V239H5ZM45 240H47V239H45ZM53 240H55V239H53ZM73 240H74V239H73ZM101 240H102V239H101ZM169 240H170V239H169ZM182 240H181V241H182ZM185 240H186V239H185ZM196 240H197V239H196ZM208 240H209V239H208ZM212 240H213V239H212ZM212 240H211V241H212ZM217 240H218V239H217ZM225 240H226V239H225ZM233 240H234V239H233ZM252 240H253V239H252ZM252 240H251V241H252ZM254 240H255V238H254ZM254 240H253V241H254ZM7 241H8V240H6V242H7ZM51 241H52V240H51ZM76 241H77V240H76ZM144 241H145V240H144ZM157 241H158V240H157ZM157 241H156V242H157ZM170 241H171V240H170ZM173 241H174V240H173ZM175 241H176V240H175ZM190 241H191V240H189V242H190ZM206 241H207V240H206ZM215 241H216V240H215ZM227 241H228V240H227ZM227 241H226V242H227ZM236 241H237V240H236ZM251 241H250V242H251ZM2 242H3V241H2ZM8 242H9V241H8ZM11 242H12V241H11ZM22 242H23V241H22ZM85 242H86V241H85ZM146 242H147V241H146ZM149 242H150V240H149ZM243 242H244V241H243ZM246 242H247V241H246ZM49 243H50V242H49ZM165 243H166V242H165ZM173 243H174V242H173ZM182 243H183V242H182ZM186 243H187V242H186ZM194 243H195V242H194ZM196 243H197V242H196ZM212 243H213V242H212ZM214 243H215V242H214ZM247 243H249V242H247ZM51 244H52V242H51ZM54 244H55V243H54ZM94 244H95V243H94ZM119 244H120V243H119ZM129 244H131V243H129ZM159 244H160V243H159ZM244 244H245V243H244ZM26 245H27V244H26ZM45 245H46V244H45ZM52 245H53V244H52ZM99 245H100V244H99ZM111 245H112V244H111ZM137 245H138V244H137ZM152 245H153V244H152ZM152 245H151V246H152ZM166 245H167V244H166ZM192 245H193V244H192ZM199 245H200V244H199ZM249 245H250V244H249ZM53 246H54V245H53ZM57 246H58V245H57ZM96 246H97V245H96ZM131 246H132V245H131ZM142 246H143V245H142ZM157 246H158V245H157ZM167 246H170V245H167ZM173 246H174V245H173ZM202 246H203V245H202ZM30 247H31V246H30ZM137 247H139V246H137ZM164 247H165V245H164ZM187 247H188V246H187ZM222 247H223V246H222ZM222 247H221V248H222ZM4 248H5V247H4ZM9 248H10V247H9ZM9 248H8V249H9ZM17 248H18V247H17ZM87 248H88V247H87ZM134 248H135V245H134ZM149 248H150V247H149ZM75 249H76V248H75ZM112 249H113V248H112ZM147 249H148V248H147ZM164 249H165V248H164ZM233 249H234V248H233ZM235 249H236V248H235ZM86 250H87V249H86ZM165 250H166V249H165ZM165 250H164V251H165ZM168 250H170V249H168ZM208 250H209V248H208ZM14 251H15V250H14ZM57 251H58V250H57ZM100 251H101V250H100ZM133 251H134V250H133ZM161 251H162V250H161ZM161 251H160V252H161ZM191 251H192V250H191ZM211 251H212V250H211ZM55 252H56V251H55ZM141 252H143V251H140L139 253L141 254ZM173 252H174V251H173ZM177 252H178V251H177ZM206 252H207V251H206ZM214 252H215V251H214ZM238 252H239V251H238ZM13 253H14V252H13ZM28 253H30V252H28ZM51 253H52V252H51ZM86 253H87V252H86ZM163 253H164V252H163ZM163 253H162V254H163ZM168 253H169V251H168ZM219 253H220V252H219ZM5 254H6V253H5ZM54 254L56 255L57 253H54ZM159 254H160V253H159ZM174 254H175V252H174ZM174 254H173V255H174ZM179 254H180V253H178V255H179ZM226 254H227V253H226ZM9 255H10V254H9ZM48 255H49V254H48ZM153 255H155V254H153ZM182 255L184 256V254H182ZM188 255H189V254H188ZM5 256H6V255H5ZM11 256H12V254H11ZM30 256H31V255H30ZM50 256H51V255H50ZM155 256H157V255H155ZM170 256H171V255H170ZM186 256H187V255H186ZM210 256H212V255H210ZM240 256H241V255H240ZM246 256H247V258H248V255H246ZM6 257H7V256H6ZM35 257H37V256H35ZM126 257H127V256H126ZM151 257H152V256H151ZM26 258H27V257H26ZM118 258H119V256H118ZM129 258H130V257H129ZM154 258H156V257H154ZM154 258H153V259H154ZM161 258H162V256H161ZM168 258H170V257H168ZM187 258H189V257H187ZM237 258H238V257H237ZM247 258H246V259H247ZM28 259H29V258H28ZM28 259H27V260H28ZM40 259H41V258H40ZM102 259H103V258H102ZM105 259H106V258H105ZM105 259H104V260H105ZM136 259H137V258H136ZM157 259H158V258H157ZM174 259H177L176 254H175V258H174ZM192 259H193V258H192ZM194 259H195V258H194ZM216 259H217V258H216ZM238 259H239V258H238ZM244 259H245V258H244ZM250 259H251V258H250ZM0 260H1V259H0ZM31 260H32V259H31ZM41 260H42V259H41ZM50 260H51V259H50ZM52 260H53V259H52ZM121 260H122V259H121ZM121 260H120V261H121ZM138 260H139V259H138ZM164 260H165V259H164ZM223 260H224V259H223ZM28 261H29V260H28ZM34 261H35V260H34ZM42 261H43V260H42ZM47 261H48V260H47ZM95 261H96V260H95ZM152 261H153V260H152ZM162 261H163V258H162ZM165 261H166V260H165ZM180 261H181V260H180ZM184 261H185V260H184ZM196 261H197V260H196ZM240 261H241V260H240ZM247 261H248V260H247ZM24 262H25V260H24ZM29 262H30V261H29ZM49 262H50V261H49ZM113 262H115V261L113 260ZM118 262H119V261H118ZM157 262H158V261H157ZM170 262H171V260H170L169 262H167V263L170 264ZM173 262H174V261H173ZM176 262H177V261H176ZM178 262H179V261H178ZM193 262H194V260H193ZM236 262H237V261H236ZM119 263H121V262H119ZM134 263H135V262H134ZM136 263H137V262H136ZM142 263H143V261H142ZM144 263H145V262H144ZM144 263H143V264H144ZM171 263H172V262H171ZM19 264H20V263H19ZM58 264H60V263H58ZM110 264H111V263H110ZM116 264H118V263L116 262ZM129 264H130V263H129ZM161 264H164V263H161ZM184 264H185V263H184ZM195 264H196V263H195ZM237 264H238V262H237Z\"/></svg>",
    "mask_w": 264,
    "mask_h": 264
}]
</instances>
